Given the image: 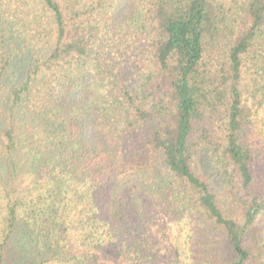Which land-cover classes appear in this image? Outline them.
<instances>
[{"label": "trees", "instance_id": "trees-1", "mask_svg": "<svg viewBox=\"0 0 264 264\" xmlns=\"http://www.w3.org/2000/svg\"><path fill=\"white\" fill-rule=\"evenodd\" d=\"M259 119L264 0H0V264H264Z\"/></svg>", "mask_w": 264, "mask_h": 264}, {"label": "rangeland", "instance_id": "rangeland-1", "mask_svg": "<svg viewBox=\"0 0 264 264\" xmlns=\"http://www.w3.org/2000/svg\"><path fill=\"white\" fill-rule=\"evenodd\" d=\"M256 126V142L264 146V122L261 119L256 120ZM194 161L193 168L196 173L201 177L210 180L213 184H218L215 174L207 165V156L204 153H197Z\"/></svg>", "mask_w": 264, "mask_h": 264}]
</instances>
